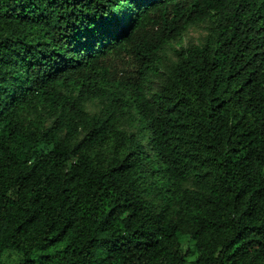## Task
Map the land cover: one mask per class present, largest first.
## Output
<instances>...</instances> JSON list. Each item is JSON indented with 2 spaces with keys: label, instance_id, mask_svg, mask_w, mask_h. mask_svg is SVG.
<instances>
[{
  "label": "trees",
  "instance_id": "trees-1",
  "mask_svg": "<svg viewBox=\"0 0 264 264\" xmlns=\"http://www.w3.org/2000/svg\"><path fill=\"white\" fill-rule=\"evenodd\" d=\"M198 23L204 42L180 46ZM94 98L104 116L82 109ZM38 106L51 127L24 122ZM130 109L145 142L121 127ZM10 250L15 264H264V0H0V264Z\"/></svg>",
  "mask_w": 264,
  "mask_h": 264
},
{
  "label": "rangeland",
  "instance_id": "rangeland-1",
  "mask_svg": "<svg viewBox=\"0 0 264 264\" xmlns=\"http://www.w3.org/2000/svg\"><path fill=\"white\" fill-rule=\"evenodd\" d=\"M206 24L205 23H198L196 25L189 26L186 31L182 34V38L180 39V46H188L189 44H202L205 40V37L207 35L206 30ZM178 44L173 43L172 46H168L165 51L162 53L163 57V66H162V73L153 76L150 81V93L155 91L163 78L164 72L169 64L171 62H174L176 60V56L174 54V48L177 47ZM127 61L125 58H122L118 60L117 66L120 70L124 68V63ZM63 91V88H62ZM73 97H76V91L72 93ZM109 102L106 99H89L85 100L81 103L82 109L88 114L90 117H98V116H104V111L106 108L109 107ZM57 117V112L55 110H51L46 106H38L33 107L30 109H26L23 114L24 122L31 127L38 126L42 129L49 128L52 126L53 121ZM121 127H123L127 132L134 133L136 136L140 139L141 142H145L146 138V132L142 130V122L139 119V117L134 113L133 110L130 109L129 113H127L126 116H123L121 118ZM66 128H64L61 132V135L65 134ZM59 132V133H60ZM80 136H76L75 138H72L73 140L78 139ZM106 156L110 154V148H102L101 149ZM149 182V181H148ZM152 188V186L150 187ZM152 196L156 193L155 190L152 191ZM160 201L156 199L154 201L155 206H158ZM182 240L184 243V249L187 247L192 248L195 250V243L193 240L188 238L186 235L182 236ZM195 251L194 254L189 257L188 264H194L195 260ZM19 254L16 251L10 250L6 251L3 254V261L4 264H15L18 261Z\"/></svg>",
  "mask_w": 264,
  "mask_h": 264
}]
</instances>
